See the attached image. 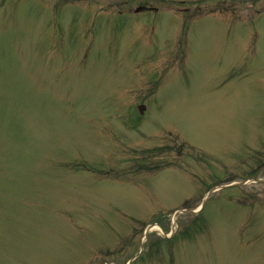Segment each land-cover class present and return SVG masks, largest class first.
Masks as SVG:
<instances>
[{
	"label": "rangeland",
	"instance_id": "374dc122",
	"mask_svg": "<svg viewBox=\"0 0 264 264\" xmlns=\"http://www.w3.org/2000/svg\"><path fill=\"white\" fill-rule=\"evenodd\" d=\"M128 1L43 0L64 6L60 28L42 0H0V264H264V14L217 13L189 32L185 63L125 49L138 33L188 34L165 11L150 31L103 23L101 44L93 21ZM79 23L94 30L84 48ZM174 220L171 239L144 233Z\"/></svg>",
	"mask_w": 264,
	"mask_h": 264
},
{
	"label": "flooded vegetation",
	"instance_id": "af4514ba",
	"mask_svg": "<svg viewBox=\"0 0 264 264\" xmlns=\"http://www.w3.org/2000/svg\"><path fill=\"white\" fill-rule=\"evenodd\" d=\"M164 1L165 0H135L133 3H119L117 4V11L120 12L121 7L124 6V7H128L127 14L130 17L145 15L147 17L146 20L140 21L133 19L132 26L134 27V24L137 25L134 22H140L138 30L141 31L145 29L150 30L153 28L152 25H154L152 23L153 22L152 19L156 18L164 10L163 8V5L165 3ZM169 6H170L169 10L174 11L172 15L175 17L177 16V22H179L180 25H182L181 28L183 30L188 31V34H186L185 32H180V34L178 35L173 34L170 36L160 35V34H157L156 36H152V35L147 36L146 34H144L140 37V33H138L134 36L132 35L129 38V40L125 45L126 49H135L137 48L138 44L143 43L147 53L150 51L151 56L154 57L156 54L152 52H155L163 56V59L170 57L169 55L172 54L174 49H176L178 54L177 58L178 59L180 58L178 62H181L186 57H192L193 55H195L196 51L193 50L192 36H189L190 35L189 32L198 27L197 24L198 22L200 24V22L203 20V17L206 18L214 17V1L206 0L205 2H203L201 0H181L178 4H171ZM203 10L205 12H202ZM173 26L176 25L173 24ZM190 38L191 40L187 41ZM188 42L189 44H187ZM161 47H166V48L159 50L160 52L153 51L157 48L160 49ZM170 48L172 49L169 50ZM150 68H153L155 70V68L156 69L158 68V64L156 63V66L148 67L147 70L150 71Z\"/></svg>",
	"mask_w": 264,
	"mask_h": 264
}]
</instances>
